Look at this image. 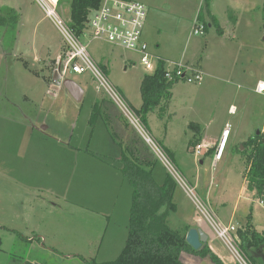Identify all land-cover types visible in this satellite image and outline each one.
Returning a JSON list of instances; mask_svg holds the SVG:
<instances>
[{
  "label": "rangeland",
  "instance_id": "obj_1",
  "mask_svg": "<svg viewBox=\"0 0 264 264\" xmlns=\"http://www.w3.org/2000/svg\"><path fill=\"white\" fill-rule=\"evenodd\" d=\"M134 1L146 7L143 40L150 52L196 66L204 75L197 85L174 86L168 107L150 113L145 124L140 120L193 189L192 197L90 73H64L82 89L80 102L65 90L63 79L54 84L64 41L38 0H0V264L116 260L127 240L132 193L117 167L122 156L138 158L142 150L146 163L133 161L150 170L157 184L168 176L176 185L171 228L194 223L213 234L196 208L197 202L206 207L194 185L198 178L212 182L213 195L223 199L220 209L231 213L235 207L233 226L242 227L251 212L255 229L264 231V199L254 200L246 191L241 155L249 137L262 130L264 136V97L251 91L257 80L264 81V0H209L203 20V0ZM70 2L60 0L55 9L67 26ZM195 22L204 25L202 35L192 34ZM77 37L127 104L140 108V83L147 73L139 57L99 40L90 28ZM225 124L229 133L238 127L239 141L233 144L230 136L217 166L210 156H196L191 126L198 125L201 134L208 127L205 140L214 146ZM193 264L213 263L205 257Z\"/></svg>",
  "mask_w": 264,
  "mask_h": 264
},
{
  "label": "trees",
  "instance_id": "obj_2",
  "mask_svg": "<svg viewBox=\"0 0 264 264\" xmlns=\"http://www.w3.org/2000/svg\"><path fill=\"white\" fill-rule=\"evenodd\" d=\"M203 1L204 7L199 14L201 20L204 11L209 14V0ZM101 2L102 0H71L68 27L77 36L88 29V17L91 12L98 9ZM210 18L214 22V18ZM217 32L222 35L221 29L217 28ZM101 69L106 74L105 68ZM174 84L164 79L160 65L153 74H146L143 77L140 83L142 103L139 109H133L142 123L147 122L150 113L167 108ZM95 112L98 113L97 109ZM191 128L196 133L191 142V147L195 148L200 144L201 129L198 125H192ZM263 139L264 136L260 133L242 143L245 151L241 155L246 162L243 177L245 189L253 194L254 200L264 199ZM212 150L213 148L208 153ZM143 155L142 150L138 158L129 160L122 156L119 161L120 167H117L132 187L128 234L122 252L114 261L104 263L92 261L88 264H184L181 259L182 254L208 257L213 264H224L206 246L198 251L192 250L185 241L187 227L174 229L168 225L170 214L176 210L173 203L176 185L168 176L162 184H157L150 170L135 163L145 164ZM236 239L239 250L249 264H264V232H258L251 223V212L243 226L237 229Z\"/></svg>",
  "mask_w": 264,
  "mask_h": 264
},
{
  "label": "built area",
  "instance_id": "obj_3",
  "mask_svg": "<svg viewBox=\"0 0 264 264\" xmlns=\"http://www.w3.org/2000/svg\"><path fill=\"white\" fill-rule=\"evenodd\" d=\"M59 0H38L49 17L60 31L63 41V53L58 57L59 77L64 79L65 71L81 75L90 73L99 86L107 93L115 106L128 119L136 131L145 136V141L151 146L153 151L164 162L171 172L175 182L179 183L188 196L192 197V188H188L180 178L177 170L172 167L164 158L150 137H148L140 124V119L134 110L127 104L122 95L109 83L104 71L92 60L87 47L81 44L78 37L56 14ZM88 18V29L93 31L99 40H103L115 47L135 53L140 60L144 71L153 74L158 65L162 67L165 80L173 83H184L197 85L203 80V73L195 66H188L182 62L164 60L150 52L149 46L143 40V28L146 19V7L137 1L130 0H102L98 9L90 13ZM87 30V29H86ZM85 30V31H86ZM205 30L204 25L195 22L192 27L193 35H202ZM264 81L257 82L255 92L264 96ZM229 136V128H225L220 136L217 146V153L214 156L216 163L226 145ZM196 156H202L203 145H197L193 152ZM206 203V202H205ZM262 204V202H260ZM196 208L201 212L207 224L213 231L215 237L222 242L236 264H249L239 251L237 246V227L233 224H224L206 203V207L197 202Z\"/></svg>",
  "mask_w": 264,
  "mask_h": 264
},
{
  "label": "crops",
  "instance_id": "obj_4",
  "mask_svg": "<svg viewBox=\"0 0 264 264\" xmlns=\"http://www.w3.org/2000/svg\"><path fill=\"white\" fill-rule=\"evenodd\" d=\"M158 49V48H157ZM154 55H156V56H158V57H161L162 59H164V60H168V61H174V62H181V60H178L177 58H174V57H169V56H165L164 54H158V53H154ZM193 66V65H192ZM196 67V66H195ZM198 68V67H197ZM259 81H262V80H257V82H259ZM257 82H256V84H257ZM180 84H182V85H188V84H184V83H175L173 86H172V89H171V98H172V90H173V88H174V86H176V85H180ZM256 84H255V86H256ZM255 86H254V88H252V92H253V94H255V95H257V96H261V97H264L263 95H260V94H258V93H256L255 92ZM171 98H170V100H171ZM170 102V101H169ZM169 102H168V104H169ZM96 104V103H95ZM168 104H167V107H168ZM141 106V105H140ZM136 109H139V108H134V110H136ZM234 110H235V108L234 107H232V106H230V108H229V114L230 115H233L234 114ZM237 112V111H236ZM236 112H235V115H236ZM35 113V112H34ZM107 112H105V114L104 115H106V116H109L108 115V113L106 114ZM33 116V114H30V117H32ZM107 119V118H106ZM111 119V118H110ZM107 121V124H109V125H112V122L111 121H108V120H106ZM113 126V125H112ZM226 126V124L224 125V127H222L221 129H220V136H221V134H222V132H223V130L226 128L225 127ZM114 127V126H113ZM237 128L238 127H234V129H233V131L232 132H230L229 133V136H228V139H227V142H226V145H225V147H224V149H223V151H222V154L221 155H223V153L225 152V149H226V147H227V144H228V140H229V138H230V136H232L233 137V144H236V142H238L239 141V139H238V131H237ZM207 129H208V127H206V126H204V131H203V133L201 134V136H200V145H203V151H204V153H203V155L202 156H210V157H212V159H213V165H216L217 166V164L216 163H214V156L216 155V153H217V144H218V142H216L215 143V145L214 146H212L213 145V143H209L208 141H206L205 140V134H206V132H207ZM262 132V133H261ZM260 133L263 135V130L261 131ZM220 136H219V139H220ZM255 136V135H254ZM253 137V136H252ZM252 137H249V138H252ZM236 138L238 139L237 141H236ZM248 138V139H249ZM245 141V140H244ZM243 141V142H244ZM241 143V142H240ZM234 146V145H233ZM213 148V150L212 151H210V155H208V151L210 150V149H212ZM168 154L170 153V155L172 156V154H171V152H169V151H167V149L165 150ZM193 152H194V148H193ZM120 161V160H119ZM200 164H203V160H201L200 161ZM120 165V164H119ZM195 188L199 191V193H200V195H201V197L204 199V201L211 207V209L214 211V213L218 216V218L221 220V222L222 223H224V224H232L233 223V217H234V212H235V207L233 208V211L231 212V213H229V212H225L224 211V209H220L221 208V206H223V199L221 198V197H215L214 195H213V184H212V182L211 181H209V182H206V183H200V180L198 179V178H196L195 179ZM246 185H245V181H244V187H245ZM250 194V196H252L253 197V194H251V193H249ZM179 223H181V221L179 222ZM184 223V222H183ZM183 226H185V227H187L188 228V230H187V232L190 230V229H196V230H201L206 236H207V241H206V243H204L202 246H201V248H203V247H207L213 254H215L221 261H223V263L224 264H230L233 260L232 259H230V257L229 256H225V255H223V253L221 252V250H220V248H218V244L215 242L216 240H215V236H214V234H209L208 232H205L204 230H203V227H200V226H197L196 224H194V223H190V224H187V223H184V224H182ZM258 232H264V231H258ZM187 234V233H186ZM181 259H182V261H183V263L184 264H193V263H197L199 260H201V257H198V256H194V255H190V254H182L181 255ZM230 259V260H229ZM227 261H229V262H227ZM226 262V263H225ZM233 263V262H232Z\"/></svg>",
  "mask_w": 264,
  "mask_h": 264
},
{
  "label": "water",
  "instance_id": "obj_5",
  "mask_svg": "<svg viewBox=\"0 0 264 264\" xmlns=\"http://www.w3.org/2000/svg\"><path fill=\"white\" fill-rule=\"evenodd\" d=\"M59 75L55 72L53 81L54 84L58 85L60 81ZM62 85L65 88V90L68 92V94L77 102H80L83 96L82 89L73 81L69 79H63ZM260 133L257 132L256 135H259ZM264 141V139H263ZM185 241L187 245L194 251H198L201 246L206 243L207 236L201 231L196 229H190L186 236Z\"/></svg>",
  "mask_w": 264,
  "mask_h": 264
},
{
  "label": "snow or ice",
  "instance_id": "obj_6",
  "mask_svg": "<svg viewBox=\"0 0 264 264\" xmlns=\"http://www.w3.org/2000/svg\"><path fill=\"white\" fill-rule=\"evenodd\" d=\"M262 87H264V85H262Z\"/></svg>",
  "mask_w": 264,
  "mask_h": 264
},
{
  "label": "bare ground",
  "instance_id": "obj_7",
  "mask_svg": "<svg viewBox=\"0 0 264 264\" xmlns=\"http://www.w3.org/2000/svg\"><path fill=\"white\" fill-rule=\"evenodd\" d=\"M55 1V0H54Z\"/></svg>",
  "mask_w": 264,
  "mask_h": 264
}]
</instances>
